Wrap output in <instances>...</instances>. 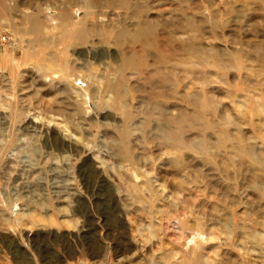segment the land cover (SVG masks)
Returning <instances> with one entry per match:
<instances>
[{
    "label": "rangeland",
    "instance_id": "obj_1",
    "mask_svg": "<svg viewBox=\"0 0 264 264\" xmlns=\"http://www.w3.org/2000/svg\"><path fill=\"white\" fill-rule=\"evenodd\" d=\"M0 30L1 216L93 264H264V0H0Z\"/></svg>",
    "mask_w": 264,
    "mask_h": 264
},
{
    "label": "crops",
    "instance_id": "obj_2",
    "mask_svg": "<svg viewBox=\"0 0 264 264\" xmlns=\"http://www.w3.org/2000/svg\"><path fill=\"white\" fill-rule=\"evenodd\" d=\"M67 220L35 212L18 219L0 215V264H93L102 257L100 237L80 234Z\"/></svg>",
    "mask_w": 264,
    "mask_h": 264
},
{
    "label": "built area",
    "instance_id": "obj_3",
    "mask_svg": "<svg viewBox=\"0 0 264 264\" xmlns=\"http://www.w3.org/2000/svg\"><path fill=\"white\" fill-rule=\"evenodd\" d=\"M0 43L11 50L20 48L18 40L7 30H0Z\"/></svg>",
    "mask_w": 264,
    "mask_h": 264
},
{
    "label": "bare ground",
    "instance_id": "obj_4",
    "mask_svg": "<svg viewBox=\"0 0 264 264\" xmlns=\"http://www.w3.org/2000/svg\"><path fill=\"white\" fill-rule=\"evenodd\" d=\"M91 49H92V48H91ZM26 53H27V52H26ZM105 82H106V81H105ZM103 90H104V89H103ZM102 93H103V92H102ZM107 95H108V94H107ZM121 106H122V105H121ZM121 106H120V107H121ZM123 106H124V105H123ZM157 106L161 107V105H159V103H157ZM120 107H119V108H120ZM160 111H161V110H160ZM125 112H126V111H125ZM9 119H10V118H9ZM165 130H166V128H165V125H164V127H163V132H164ZM53 134H54V133H53ZM164 134H165V133H164ZM173 135H174V133H173ZM195 235H196V234H194V235L192 234L191 237H189L188 241H189V240H192V239L194 238Z\"/></svg>",
    "mask_w": 264,
    "mask_h": 264
}]
</instances>
